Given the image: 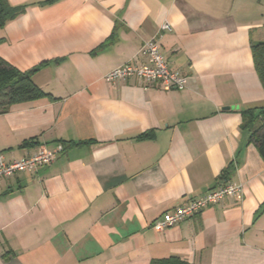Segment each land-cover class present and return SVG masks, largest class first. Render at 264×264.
Here are the masks:
<instances>
[{
	"label": "crops",
	"instance_id": "1",
	"mask_svg": "<svg viewBox=\"0 0 264 264\" xmlns=\"http://www.w3.org/2000/svg\"><path fill=\"white\" fill-rule=\"evenodd\" d=\"M6 1L0 58L47 95L0 114V153L65 152L0 186V264H264V160L242 128L264 107V0ZM153 38L187 89L104 80ZM226 183L241 202L153 229Z\"/></svg>",
	"mask_w": 264,
	"mask_h": 264
},
{
	"label": "built area",
	"instance_id": "2",
	"mask_svg": "<svg viewBox=\"0 0 264 264\" xmlns=\"http://www.w3.org/2000/svg\"><path fill=\"white\" fill-rule=\"evenodd\" d=\"M162 30L169 31L171 27L167 23L162 26ZM142 60H146V62L143 63ZM132 78L144 81L146 84L145 88L150 85H157L164 91H184L189 84L187 76L170 68L155 38L146 41L141 51L131 62L112 70L104 77V80L107 83L115 84ZM64 152L65 147L63 145H58L53 150L40 148L30 156L12 161H7L4 155L0 153V186L4 180L19 173H34L42 166L53 164ZM227 198L241 202L244 198L243 186L226 183L203 196L190 198L156 220L153 224V229L157 233H163L192 219L206 208L214 206Z\"/></svg>",
	"mask_w": 264,
	"mask_h": 264
},
{
	"label": "trees",
	"instance_id": "3",
	"mask_svg": "<svg viewBox=\"0 0 264 264\" xmlns=\"http://www.w3.org/2000/svg\"><path fill=\"white\" fill-rule=\"evenodd\" d=\"M20 12L21 8H12L6 0H0V27ZM251 49L255 70L264 89V42L253 43ZM33 73L21 72L0 58V114L7 113L12 106L46 97L47 94L34 83ZM242 128L251 132V142L264 160V107L244 112ZM162 264L186 263L175 258Z\"/></svg>",
	"mask_w": 264,
	"mask_h": 264
}]
</instances>
